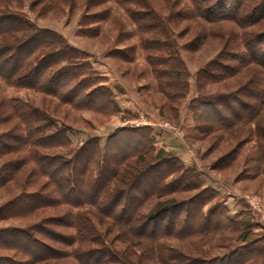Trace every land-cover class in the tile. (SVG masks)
<instances>
[{
  "label": "trees",
  "instance_id": "16d2710c",
  "mask_svg": "<svg viewBox=\"0 0 264 264\" xmlns=\"http://www.w3.org/2000/svg\"><path fill=\"white\" fill-rule=\"evenodd\" d=\"M4 1L6 4L10 2ZM109 1L112 0H86L85 11L90 12ZM113 1L124 8L126 16L134 25L135 29L129 35L137 36L138 47L148 53L147 61L158 90L171 101L185 97L189 89L187 68L178 55V43L172 28L177 20H198L212 24L232 22L245 31L240 42L231 47L232 50L218 55L210 65L212 70L204 69L198 73V88L223 81L241 67L256 65L264 68V60L257 58V52H264V29L255 33L246 32L247 29L264 27V0H186L183 7L167 15L155 11L149 0ZM35 2L43 4L50 0ZM109 10L87 14V24L103 22L109 16ZM85 22L80 24L85 26ZM135 48L132 45L126 51L119 49L113 52L116 57L128 61L126 52L132 53ZM83 55L82 51L73 48L58 33L39 29L23 15L0 3V188H5L22 175L23 188H32L30 192L22 188L16 197L0 206V221L32 217L44 210H58L59 207L69 210L57 217H45L28 228L0 229V249L13 251L23 257L20 261L0 257V264H37L48 259L66 260L70 257L78 264H132L127 258L118 257L103 243L97 228L86 216L71 214L74 209L92 208L99 212L101 219L110 221L120 229L121 239L131 235L135 240L149 243H158L172 236L208 235L240 227L228 217L225 209L218 212L217 206L209 208L204 214V206L210 199H201V195L175 205L163 204L148 216L136 214L140 204L150 196L165 195L166 191L170 194L194 189L190 181L178 188L179 184L186 182L184 179L188 180L192 176L185 178L187 175L183 173L169 187L153 186L155 180L150 173L156 172L157 179H160L174 172L177 174L178 171L173 164L168 169L166 164L169 158L158 157L152 165L131 178L123 179L122 184L116 186L122 167L132 157L143 158L147 150L136 148V151L141 152L135 156V151L131 150L116 155L114 146L107 145L102 151L95 139L79 149H70L66 128L55 125L45 108H37L29 101L3 97L1 84L15 90L40 94L44 99L70 105L76 110L100 111L99 105L105 103L110 106L112 96L105 87H101L103 78L93 76L92 71L82 70ZM223 59L232 62V65L218 66L217 63ZM253 84L261 86L259 81L253 80ZM254 88H243L244 91L241 89L231 96L209 94L193 100L192 110L197 111L198 106L205 103L211 105L213 102L220 109V115L215 120H202L199 130L208 134L214 128L226 129L238 120L251 119L256 114L257 105L264 103V92ZM239 94L245 101L239 98ZM59 149L66 150L65 154L47 153ZM146 178L152 181L153 187L148 192L135 191ZM79 193L80 196L75 197ZM130 199L136 202L133 212L126 209ZM172 213L177 219L170 216L167 222L176 230H168L159 224ZM186 221L197 222L198 225L184 230ZM99 223L104 222L99 220ZM68 230H73L74 235L67 233ZM250 232L249 229L243 231L237 247L220 259H212L206 264H252L264 258V240H252L250 235L254 233ZM8 237L18 240L6 241ZM44 240H51L62 248L76 247L68 253ZM87 243L95 244V248L82 249ZM167 251H170L164 259L167 262L176 259L181 264H194L189 258L184 259L180 254L171 253L172 250ZM176 261L172 264H176Z\"/></svg>",
  "mask_w": 264,
  "mask_h": 264
},
{
  "label": "rangeland",
  "instance_id": "374dc122",
  "mask_svg": "<svg viewBox=\"0 0 264 264\" xmlns=\"http://www.w3.org/2000/svg\"><path fill=\"white\" fill-rule=\"evenodd\" d=\"M185 1L149 0V3L155 11L167 15L183 7ZM18 2L10 0L6 4V1L0 0L1 6L7 5L11 11L20 13L39 29L58 33L69 45L82 51V70L90 73L92 71L93 76L103 78L101 87L111 93L112 103L110 106L105 103L99 105L100 111L76 110L70 105L44 99L40 94L15 90L1 84L3 97L29 101L37 108H45L54 119L55 125L66 128L70 149H79L95 139L102 151L107 145L114 146L116 155L131 150L135 151V156L141 152L136 151V148L147 150L143 158L132 157L122 167L115 182L116 186L122 184L123 179L131 178L138 171L152 165L158 157L169 158L166 164L168 169L169 165L173 164L178 171L177 174L174 172L160 179H157L156 172H149L155 180L153 186L169 187L182 177L183 173L187 175L185 178L192 176L188 180L184 179L186 182L179 184L178 188L189 184L190 181V184H194V189L170 194L166 191L165 195L150 196L140 204L136 214L148 216L163 204L175 205L201 195V199H210L204 206V214L209 208L217 206L218 212L225 209L228 217L234 219L240 227L208 235H190L192 237L175 238L171 235L172 237L161 242L149 243L135 240L131 235L121 239L120 229L114 227L110 221L101 219L99 212L92 208L74 209L71 214L80 213L86 216L97 228L103 243L118 257H125L132 264H172L176 259L165 261L170 253L167 249L172 250L171 253L180 254L184 259L189 258L194 264H206L212 259H220L237 247L240 244L238 238L247 229L254 233L250 235L252 240H264V103L257 105L256 114L251 119L238 120L226 129L214 128L208 134L199 130L200 122L205 118L215 120L218 114L220 115V109L214 102L211 105L205 103L198 106L197 111L191 108L194 106L193 100L209 94L231 96L243 88L253 87L264 92V68L256 65L241 67L227 79L206 84L201 89L196 85L198 73L204 69L212 70L210 65L216 61L218 55L232 50L231 47L240 42L245 31L232 22L212 24L198 20L175 21L172 28L178 43V55L187 68L189 89L185 97L171 101L158 90L147 61L148 53L138 47L137 36L129 35L135 27L121 5L112 0L86 12V0H50L43 4H37L35 0ZM104 9H110L107 19L100 23L87 24V14ZM82 21H86L87 25L82 26ZM263 29L264 27H256L247 29L246 32L255 33ZM132 45L136 48L132 53L126 52L128 61L116 57L113 52L119 49L126 51L125 49ZM257 58L264 60V52H257ZM219 64L231 66L232 62L223 59L217 63L218 66ZM253 80L259 81L261 86H255ZM241 96L239 94V98L244 100ZM137 129L140 130L136 131ZM142 139L144 142H141ZM65 151L59 149L47 153L59 155L65 154ZM23 182L22 175L5 188H0V206L22 191ZM153 186L152 181L146 178L134 190L148 192ZM23 190L30 192L32 188L24 186ZM79 196L80 193L75 197ZM135 203L130 199L126 209L133 212ZM66 210L69 211L66 207H59L58 210H44L32 217L3 220L0 221V229L28 228L45 217H57ZM170 216H174V213L170 214L166 221H162V224L159 223L168 230L175 229L167 222ZM173 219L176 220L177 217L174 216ZM99 220L104 223H99ZM192 225L196 226L198 223L186 221L184 230ZM66 232L74 235L73 230ZM17 240L15 237L6 238V241ZM44 241L53 247L62 248L51 240ZM75 247L62 249L69 253ZM81 248L93 249L95 244L87 243ZM0 257H10L18 261L23 259L13 251L3 249H0ZM176 262L181 264L180 261ZM37 264L78 263L70 257L66 260L48 259ZM252 264H264V258Z\"/></svg>",
  "mask_w": 264,
  "mask_h": 264
}]
</instances>
